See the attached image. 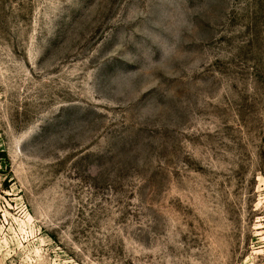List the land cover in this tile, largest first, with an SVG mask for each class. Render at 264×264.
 Segmentation results:
<instances>
[{
  "label": "rangeland",
  "instance_id": "obj_1",
  "mask_svg": "<svg viewBox=\"0 0 264 264\" xmlns=\"http://www.w3.org/2000/svg\"><path fill=\"white\" fill-rule=\"evenodd\" d=\"M0 264H264V0H0Z\"/></svg>",
  "mask_w": 264,
  "mask_h": 264
}]
</instances>
